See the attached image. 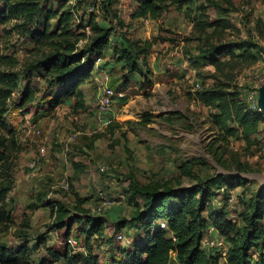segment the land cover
I'll return each mask as SVG.
<instances>
[{"label":"rangeland","instance_id":"obj_1","mask_svg":"<svg viewBox=\"0 0 264 264\" xmlns=\"http://www.w3.org/2000/svg\"><path fill=\"white\" fill-rule=\"evenodd\" d=\"M61 1L50 0L42 7L58 9ZM138 2L97 0V6L79 11L76 24L94 13L100 25L113 29L112 46H124V37L157 40L144 72H128L111 49L104 60L94 62L83 96L56 104L59 87L50 90L37 70L28 72V65L24 67L41 59L23 34L28 27L7 12L12 0H0V22L4 21L0 55H11L23 64L15 70L19 89L5 119L21 151L10 158L9 178L0 179L10 186L7 209L13 216V224L0 234V244L27 249L29 264H87L65 261L62 255L67 252L73 257L93 252L100 264H112L114 258L126 257L123 251L143 241L146 206L153 200L171 207L179 200L177 190L193 191L199 199L202 186L210 181L209 203L202 216L225 208L237 223L235 236L240 239L263 194L264 123L252 144L242 138L226 140L213 124L214 111L198 100V93L226 85L250 102L264 84V0H194L171 6L160 20L134 19ZM74 4L70 0L66 8ZM201 15L209 21L227 19L231 26L225 32L211 35L210 29V34L200 35L194 19ZM87 32L91 33L89 28ZM240 40L252 46L256 64L218 69L209 59L224 62L229 55L203 57L211 43ZM106 75L107 84L125 95L115 97V120L108 128L97 122L98 94ZM28 89L36 91V99L20 109ZM35 159L39 164L32 168ZM214 181L225 185L218 189ZM100 191L108 197L101 211ZM101 219L102 231L89 236L87 229ZM211 228L204 238L216 235ZM257 228L256 248L264 253V216ZM71 238L77 247L69 243ZM251 253L256 263L259 254ZM170 264L177 261L173 258Z\"/></svg>","mask_w":264,"mask_h":264},{"label":"trees","instance_id":"obj_2","mask_svg":"<svg viewBox=\"0 0 264 264\" xmlns=\"http://www.w3.org/2000/svg\"><path fill=\"white\" fill-rule=\"evenodd\" d=\"M14 4L8 7L10 15L18 18L28 29L23 34L30 39L34 50L39 54V61L25 63L26 71L37 70V73L53 86L59 87L55 95V103L60 104L66 99L83 96V85L91 78L94 62L104 60L109 50L117 60L126 65L128 72L143 73L148 66V56L157 40H131L124 37L125 45L112 46V28L102 26L97 22L94 13L81 18V24H76L79 11L88 6H97V0H75V4L66 8L70 0H62L58 9L43 8L50 0H12ZM194 0H139L133 13L134 19L160 20L173 5H187ZM4 18V17H1ZM1 20V19H0ZM52 21L55 24L52 25ZM4 23L1 21L0 24ZM32 25H35L32 27ZM231 23L227 19L209 21L202 15L194 19L195 32L200 35L225 32ZM87 28L91 33L88 34ZM252 46L247 40L214 44L203 51L206 54L229 55L228 61L210 58V63L220 69L231 65H254L258 61L257 54L252 52ZM239 51V53H236ZM0 179L9 178L10 158L21 151V144L13 130H8L5 119L9 112V102L19 89L18 72L15 70L23 65L11 55H0ZM36 91L28 89L20 101L23 109L35 101ZM198 100L214 111L213 124L220 130L226 140L242 138L252 144V137L260 132L264 123V114L251 107L243 99L238 90L229 86L215 85L198 93ZM218 189L223 183L214 181ZM231 184V183H228ZM212 182H206L202 188V196L196 199L193 191L177 190L174 193L179 200L166 208L162 203L152 201L147 208L144 220L146 225L143 241L136 242L131 250L123 251L126 257L114 258L112 264H170L174 258L177 264H264L262 248L257 250V231L259 221L264 216V191L259 197V203L253 211L243 238L237 234V223L229 217L225 208L212 210L208 218L202 216L208 205V197ZM10 186L0 181V234L13 224V216L7 209ZM102 219L87 229L89 236L102 231ZM166 222L167 228L161 223ZM209 227L215 228L223 236L228 247L224 256L219 250H208L202 246V240ZM27 250V249H26ZM21 248L15 250L8 245L0 244V264H29V255ZM252 250H256L259 259L254 263ZM20 254L21 257H20ZM73 257L69 252L62 255L65 261H86L87 264H100L99 256L90 252L85 256ZM61 257V256H60Z\"/></svg>","mask_w":264,"mask_h":264},{"label":"built area","instance_id":"obj_3","mask_svg":"<svg viewBox=\"0 0 264 264\" xmlns=\"http://www.w3.org/2000/svg\"><path fill=\"white\" fill-rule=\"evenodd\" d=\"M108 81H109V75H106L105 83L103 84V87L100 88V93L98 94V112H97V122L106 128L110 127L114 123V120H115V116L112 113V106H113L115 97L117 95L120 97L125 96L123 93L117 94L115 90L107 84ZM262 86H260L259 89H257V91L252 94V96L250 97V102H249L252 108L258 109L259 111H260V108L258 106V99H259V94H260L259 91ZM40 152L42 153V155H44L45 148L40 149ZM38 164H39V159L38 160L35 159L31 163L30 167L37 168ZM103 170H105V168H103ZM100 199L101 201H103L100 207H98V209L101 211L103 210L104 206L106 205V201L108 200L106 193L100 191ZM230 201L233 202L234 197L230 198ZM161 227L167 228V223L162 222ZM211 231L212 233H217V234L210 238H203L202 246L208 250H219L225 256L228 251V245H227L228 243L226 239L223 236H221L215 228L212 227ZM123 238L124 236L122 234L119 235L120 240H122ZM69 243L74 247L78 246V242L72 238L69 240Z\"/></svg>","mask_w":264,"mask_h":264},{"label":"water","instance_id":"obj_4","mask_svg":"<svg viewBox=\"0 0 264 264\" xmlns=\"http://www.w3.org/2000/svg\"><path fill=\"white\" fill-rule=\"evenodd\" d=\"M259 92L258 106L260 111L264 114V85L260 88Z\"/></svg>","mask_w":264,"mask_h":264},{"label":"crops","instance_id":"obj_5","mask_svg":"<svg viewBox=\"0 0 264 264\" xmlns=\"http://www.w3.org/2000/svg\"><path fill=\"white\" fill-rule=\"evenodd\" d=\"M215 234H217V233H215Z\"/></svg>","mask_w":264,"mask_h":264}]
</instances>
